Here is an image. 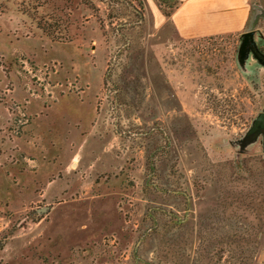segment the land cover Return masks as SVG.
<instances>
[{"label":"rangeland","instance_id":"rangeland-1","mask_svg":"<svg viewBox=\"0 0 264 264\" xmlns=\"http://www.w3.org/2000/svg\"><path fill=\"white\" fill-rule=\"evenodd\" d=\"M40 1L0 0V144L26 120L15 83L51 100L79 94L72 69L88 68L109 165L82 173L81 195L65 199L72 218L58 208L0 212L9 221L0 247L12 232L29 239L75 223L69 238L51 226L1 264H264L263 137L240 145L264 109V66L251 53L236 62L240 34L252 29L264 45V0H251L236 36L199 39L174 33L166 14L176 0H154L159 27L145 0ZM54 14L64 16L58 39L36 24Z\"/></svg>","mask_w":264,"mask_h":264},{"label":"crops","instance_id":"crops-1","mask_svg":"<svg viewBox=\"0 0 264 264\" xmlns=\"http://www.w3.org/2000/svg\"><path fill=\"white\" fill-rule=\"evenodd\" d=\"M145 3L159 27L165 17L154 0H145ZM250 3L251 0H176L168 19L174 33L181 39L236 36L249 19ZM72 70L82 87L79 94L63 92L55 97L51 95L52 99L47 100L46 96L33 95L15 83L13 101L19 105L16 111H22L20 116L24 115L26 120L18 125V134L0 144L2 151L9 150L11 154L0 152V212L8 210L13 214L33 208L39 213L50 214L58 208L59 212L72 218L75 207L71 204L65 206L68 202L65 199L81 195L82 173L86 174L92 168L108 167V148L96 140L95 133L100 113L97 111L98 80H93L91 72L86 74L88 68L75 67ZM54 201L55 205L52 204ZM43 207L47 209L43 210ZM43 218L28 230L38 229ZM8 223L4 219L0 222V233ZM73 224L63 220L48 226H56L53 228L55 239H66L75 228ZM49 227L41 228L42 231H37L29 239L22 231L12 232L0 247V264L6 253L11 256L15 249L21 256L30 240L41 237L43 230ZM48 242L50 247L51 241ZM42 247L47 249L45 245Z\"/></svg>","mask_w":264,"mask_h":264},{"label":"water","instance_id":"water-1","mask_svg":"<svg viewBox=\"0 0 264 264\" xmlns=\"http://www.w3.org/2000/svg\"><path fill=\"white\" fill-rule=\"evenodd\" d=\"M252 25L251 28H253ZM257 49V45L254 41V31L251 29L239 35V45L236 51V62L240 67L245 63V59L249 53ZM260 63L264 66V61L260 60ZM262 135L263 149H264V109L263 112L258 114L256 119L252 122L251 127L248 129L244 137L240 141L241 149H244L249 144L253 143L259 135ZM46 210V207L42 208Z\"/></svg>","mask_w":264,"mask_h":264},{"label":"trees","instance_id":"trees-1","mask_svg":"<svg viewBox=\"0 0 264 264\" xmlns=\"http://www.w3.org/2000/svg\"><path fill=\"white\" fill-rule=\"evenodd\" d=\"M37 3L35 2L36 4V7L38 6H41V1L39 2V0H36ZM34 5V4H33ZM32 5V7H33ZM28 6V5H27ZM173 7V6H172ZM171 7V9H172ZM60 10V9H59ZM171 11V10H170ZM25 12H28L27 8H26V11ZM61 12H63L61 10ZM170 13V12H169ZM169 13H167L166 15L168 16ZM52 19H51V16H48L46 19L44 16L42 17H39L36 21V24H37V27L44 33L46 34L47 36L51 37L52 39H58L59 36H57V34H54V32L58 29H56L57 27L59 28L60 27V22L64 21V16H61V14H54L52 15ZM55 16V17H54ZM48 18H50L49 20H47ZM66 21V19H65ZM60 30V29H59ZM217 105V104H215ZM214 105V106H215ZM216 107V106H215ZM18 131V130H17ZM233 206V204H232ZM226 244V243H225ZM228 251V249H227ZM242 264H245V263H242Z\"/></svg>","mask_w":264,"mask_h":264},{"label":"flooded vegetation","instance_id":"flooded-vegetation-1","mask_svg":"<svg viewBox=\"0 0 264 264\" xmlns=\"http://www.w3.org/2000/svg\"><path fill=\"white\" fill-rule=\"evenodd\" d=\"M251 55L259 63H260V60L264 61V45L257 46V49H254V51L251 52ZM240 155L241 154L237 156H240Z\"/></svg>","mask_w":264,"mask_h":264}]
</instances>
